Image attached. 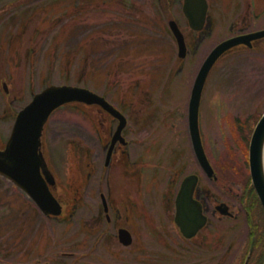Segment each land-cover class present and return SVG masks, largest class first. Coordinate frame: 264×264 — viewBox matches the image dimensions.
<instances>
[{
    "label": "rangeland",
    "instance_id": "rangeland-1",
    "mask_svg": "<svg viewBox=\"0 0 264 264\" xmlns=\"http://www.w3.org/2000/svg\"><path fill=\"white\" fill-rule=\"evenodd\" d=\"M50 1L0 0V145L6 144L16 115L29 104L33 94L39 93L50 84H72L80 87L90 84L93 87L91 90L106 94L114 104L117 96H125V101L132 103L130 109L135 115L133 125L136 139L145 142L152 129V141L154 140L160 149L157 151V161L163 170L168 168L166 144L170 139H177L178 144L181 135H185L183 143L187 144L189 157L193 160L188 128L191 89L201 64L213 49L218 37H213L214 40L201 46L196 56L182 62L178 58L179 48L172 33L158 27L154 20L155 15L151 12L150 0H143L137 8L143 12V19L142 14L138 13V17L123 18V10L119 11L120 8L104 13L103 10L97 12L89 8L85 12L84 26L68 36L67 40L63 39V32L69 30L67 22L61 21L55 28L42 24L45 15L39 7L46 6ZM168 18L169 16L165 15L166 25ZM223 29L222 35L226 36L228 28ZM95 30L101 40L114 42L116 47L126 45L129 63L131 42L132 47L148 42L157 50L150 56L136 59V66L147 63L143 66L144 72L138 70L135 75H129L127 81V75H122V72L118 75L114 69L113 77L108 81L106 73L111 71L115 57L123 52L122 48L113 55L111 52L97 51L80 71L74 67L79 55L78 50ZM104 31L110 34L121 33L120 37L110 39L111 37L104 38L101 35ZM183 33L186 37L190 36V30H183ZM122 41L125 43L122 44ZM82 58L81 54L80 59ZM150 61L157 63L156 67H149ZM95 62L98 66L94 65ZM147 72L164 74L161 75L162 78L149 77L145 82L139 73ZM4 83L8 92L3 87ZM141 94H147V98H140ZM96 110L95 106L75 104L62 107L51 116L43 137L46 159L60 185L65 187L72 183L84 184L83 189H76L80 190L77 192L79 195L82 192V196L79 197L81 203L77 207L74 222L60 224L58 221H51L36 208L33 210L28 195L0 176V264H16L14 257L20 254L19 250L23 256L26 253L41 251L42 254L38 257L46 261L48 245L51 246L48 252L49 256L54 257V264H75L83 252L87 256L86 264H94L96 260L91 259L87 253L99 237L96 232L91 234L84 229L98 226V210L102 205L101 193L110 197V190L109 200L113 201L115 209H119L123 214L122 226L134 234V244L131 247H125L117 241L112 242V247L118 254L117 263L179 264L173 252L174 241L166 239L170 250L165 245H159L155 226L149 222V219L155 218L156 205L158 203L159 206L163 199L158 197L160 198L164 188H152L150 179L128 178L126 169L120 163L111 168L110 182L105 180V153L97 136L100 126ZM200 111L205 151L212 157L213 163H220V152L228 141L234 146L232 141L236 142L235 134L240 133L236 119L245 121L264 113V58L253 55V52H243L242 55L236 52L220 60L205 86ZM250 133L248 130L245 134L238 135L244 139L237 148L240 156H235V161L237 158L243 164L246 173ZM3 140L4 142H1ZM78 145L81 146L80 150L77 149ZM227 159L230 160L229 155ZM162 179L161 184L166 182L167 178ZM69 203L70 210L74 204L70 200ZM64 217H69L67 209ZM15 220L20 231L19 236H23L22 245L18 247L20 249L13 248L12 244L13 235L17 231ZM240 227L239 230L244 231L243 223ZM113 232L111 228L105 231ZM111 240L113 241L112 238ZM83 246L85 247L82 248ZM102 249L100 254H108ZM34 256L35 254L31 256L32 259H26V263L34 261ZM103 264H109V260Z\"/></svg>",
    "mask_w": 264,
    "mask_h": 264
},
{
    "label": "flooded vegetation",
    "instance_id": "flooded-vegetation-1",
    "mask_svg": "<svg viewBox=\"0 0 264 264\" xmlns=\"http://www.w3.org/2000/svg\"><path fill=\"white\" fill-rule=\"evenodd\" d=\"M142 1L115 0L117 5L109 6L108 10L111 12L115 8H120L119 11L122 12L123 10V18L138 17V14H142L143 19V12L137 9L138 4ZM150 2L151 12L153 16L155 15L154 20L158 27L172 33L173 26L171 23L174 22L180 31L190 30L191 37H186L183 33L187 48L184 59L181 60L182 62L187 61L189 57L196 56L201 46L214 40L213 37L215 36L218 37V41L215 42L213 49L220 42L230 38H241L264 30V0H192V7L186 4L187 0H150ZM92 6L97 12L103 10L101 4ZM187 13H190L191 16ZM165 15L169 16L167 25L164 19ZM223 28H228L226 36L222 35L224 33ZM175 41L177 42L176 38ZM236 52L241 53V55L243 52H253V55L263 59L264 36L253 39L250 44H241L240 47L232 49L224 57ZM141 54V52L137 54L138 57ZM146 64L138 66L143 67ZM183 67L184 65L180 69L182 70ZM140 70L142 72L143 69ZM129 75H132V72H129ZM143 97H147V94ZM105 98L110 104L117 106L122 114L127 116L126 128L122 131L117 142L113 143L119 120L101 106H98L95 111L100 126L97 136L105 153L103 167L105 180L110 182L111 168L120 163L126 169L125 173L128 178L150 179L152 188H164L163 196L160 194V198L158 197V199H163L162 202L160 201L159 206L158 203L156 205L155 218L149 219L151 220L149 221L150 225L153 226L154 224L157 231L155 236L158 237L159 245H165L170 250V245L166 239H172L174 241L173 252H175L179 264H250L255 250L258 249L261 252V245L264 244L261 241V234L264 235V206L261 204L258 194H256L254 185L249 180V173H246V168L242 167L243 164L237 158L235 161V156H240L237 148L243 140V137L238 135L244 134V132L239 131V134H235L236 142L232 141L234 146L228 141L224 150L220 152V163H213L212 157L206 153L212 167L211 175L200 164L191 139L193 160L189 157L187 144L183 143L185 135L179 137L178 144L177 139H170L169 143L166 144V166L168 168L163 170L160 162L157 161L156 155H158L157 151L160 149L156 142L152 141V136H154L152 129L145 142L136 139L133 114L130 109L132 103L130 110H128L119 107L118 101H115L114 104L108 97ZM77 149L80 150L81 146L78 145ZM227 155L230 156V160L227 159ZM163 177L167 179L166 182L161 184ZM52 191L62 203L63 213L59 217L42 214L51 221H58L60 224L74 222L73 218L77 213V207L81 203L79 197L82 196V192L79 195L80 190H77L76 194H71L69 186L65 185L63 187L60 183H57ZM60 192L63 194L59 195ZM103 195L106 196L101 193L102 205L98 210L97 217L99 224H97L98 226H89L93 233L96 232L99 239H96L95 243L93 242L94 245L87 254L90 255L91 259L96 260L94 264H103L108 260L109 264H118V254L113 249L114 244L112 242L116 243L117 241L120 243L119 233L116 230L119 231L121 228H125L121 222L123 214L119 209H115L113 201L109 200L111 190L109 192L110 197H105L108 203V210L106 211ZM69 197L70 199H68ZM69 200L74 204L70 210L68 209ZM30 205L33 207L32 202ZM66 209L69 213L67 218L64 217L66 216ZM128 219L127 217L126 221ZM14 222L17 226V220ZM29 222L27 221V225ZM242 223L245 227L244 231L239 230ZM110 228L114 232L105 233ZM16 230L12 243L15 249L22 245L21 240L23 239L21 238L23 236H19L18 226ZM107 236L109 238H105ZM106 246L109 248L107 249ZM49 248L51 246L48 245L46 261L42 257H38L42 254L41 251L26 253L23 256L22 251L19 250L20 254L14 259L16 264H54V257L49 256ZM102 248L108 254H100L99 251L102 252ZM163 251L169 253L167 250ZM96 253H99V255H96ZM250 253V260L246 263ZM33 254H35L34 261L26 263V259H32ZM86 257L85 252H83L75 264H86ZM186 260L188 261L185 262Z\"/></svg>",
    "mask_w": 264,
    "mask_h": 264
},
{
    "label": "water",
    "instance_id": "water-1",
    "mask_svg": "<svg viewBox=\"0 0 264 264\" xmlns=\"http://www.w3.org/2000/svg\"><path fill=\"white\" fill-rule=\"evenodd\" d=\"M186 4L189 7L193 6L192 0H187ZM187 14L191 16L190 13ZM171 25L173 26L174 36L178 39L179 56L183 58L187 48L185 47V38L174 22ZM262 36H264V31L222 42L209 54L208 59L203 63L195 78L196 81L192 88L188 111L190 133L200 164L205 167L209 175L212 174V167L209 164L207 154H205L199 122V110L205 90L204 87L210 72L222 55L232 48L240 46L241 43L250 44L253 39L261 38ZM72 102L91 106L101 105L112 115L118 117L121 122L114 139V142L117 141L119 138L118 134L126 126V119L116 108L108 104L103 97L86 88L72 85H52L35 95L29 105L19 112L7 146L4 150H0V174L16 184L20 189H23L44 214L53 216H60L63 209L61 203L52 193V188L55 187L56 182L44 157L42 136L45 130L44 127L49 121L51 114L61 108L62 105L71 104ZM249 152L252 181L256 193L260 197L261 204L264 206V115L255 128ZM119 233L120 242L126 246H131L133 241L132 234L126 229H121Z\"/></svg>",
    "mask_w": 264,
    "mask_h": 264
},
{
    "label": "trees",
    "instance_id": "trees-1",
    "mask_svg": "<svg viewBox=\"0 0 264 264\" xmlns=\"http://www.w3.org/2000/svg\"><path fill=\"white\" fill-rule=\"evenodd\" d=\"M116 1H122V0H116ZM117 2H115V0H89V1H84V0H51L49 3L46 4V6L44 7H39L40 11L45 15V18L42 20V24L43 25H47L50 28L53 27L55 28L59 22L61 21H65L67 22V24H69L68 26V31H64L63 32V39L69 40V37L75 33L78 29H80L83 25V22H86V19H84L85 17V12H87L89 10V8L94 9V7L92 5H100L101 4V8L103 9V13L105 11H107L109 8V6L111 5H117ZM121 33V32H119ZM118 32L115 34H110L107 31H104L101 35L104 36V38L106 36L111 37L112 38H117L120 37ZM98 31H94L91 33L88 41H86L80 48V50H78L79 55H77V60L75 62L74 67H76V69L78 71L81 70V68H83V66L85 67V65H87L88 62H90L92 60V57L97 53H99V51L104 52H111V55L115 54V52L120 48L123 49V52H120L116 57H115V63L113 64L112 69H110L111 71L106 73V78L108 81L111 80V78L113 77V72L112 70H116L118 72V75L122 72V75H127L129 80V72L135 74V72L138 71V69H136L135 65L136 64V59L137 58H145L147 56H150L151 53H155L157 49H154L150 43L147 42L144 44H139L138 46H134L132 47L131 45L129 46V50L131 49V51L129 52V60L130 63L127 61V50H126V45H124L123 43H125V41H122L123 45H119L118 47L116 43L109 41V40H101L100 35L98 36ZM69 36V37H68ZM98 36V37H97ZM119 41H121L120 39H117ZM91 48V49H90ZM121 49V50H122ZM145 49V50H144ZM143 50L145 51L143 53ZM142 53L139 57L137 54ZM91 57H90V54ZM100 53V54H101ZM81 54L83 55V58L80 59ZM155 62L150 61L148 63L149 67H156ZM96 66H98V64L95 62ZM135 67V68H134ZM125 71V72H124ZM154 74V75H153ZM164 73L161 72H148L146 74V80L147 81L149 77H153L155 78V76L157 77H161L163 76ZM124 75V76H125ZM162 75V76H161ZM143 76L144 75H140ZM77 79V78H76ZM79 80V78L77 79ZM88 88H93L90 84L87 85ZM118 90V89H117ZM128 105H126L125 107H127ZM236 123H237V127L238 130L244 132V134L250 130V134H252L251 130V123L248 120H240V119H236ZM84 231H87V233H91L92 229L86 227L84 229ZM22 238V237H21ZM98 240V239H97ZM261 241L264 243V235L261 234ZM250 264H264V244L261 245V252L260 250L256 249L255 252L253 253V256L251 258V263Z\"/></svg>",
    "mask_w": 264,
    "mask_h": 264
},
{
    "label": "bare ground",
    "instance_id": "bare-ground-1",
    "mask_svg": "<svg viewBox=\"0 0 264 264\" xmlns=\"http://www.w3.org/2000/svg\"><path fill=\"white\" fill-rule=\"evenodd\" d=\"M263 162H264V160H263Z\"/></svg>",
    "mask_w": 264,
    "mask_h": 264
}]
</instances>
